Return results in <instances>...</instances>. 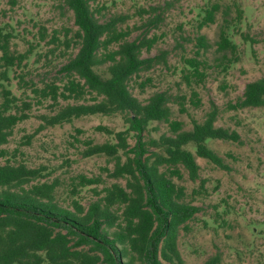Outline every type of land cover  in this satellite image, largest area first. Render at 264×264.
Segmentation results:
<instances>
[{
  "label": "trees",
  "instance_id": "16d2710c",
  "mask_svg": "<svg viewBox=\"0 0 264 264\" xmlns=\"http://www.w3.org/2000/svg\"><path fill=\"white\" fill-rule=\"evenodd\" d=\"M57 1L73 12L77 27L73 35L69 30L64 34L55 31L48 42L54 45L49 50L52 56L71 53L60 70L63 76L59 82L39 87L26 80L28 72L24 75L23 69L28 67L34 45L24 53L13 49V29L0 24V146L8 143L19 123L31 118L34 105L46 104L50 108V113L40 115L42 129L90 116L119 115L125 129L97 126L95 130L112 141L86 140L82 155L113 159L110 176L125 183L105 185L100 177L79 175L71 180L69 202L61 203L59 179L45 180L48 176L42 170L12 161L10 153L0 147V160H5L0 162V264H185L179 237L199 208L187 202L185 188L173 179L183 178V167L190 179L197 181L198 157L231 171L208 141L243 144L241 135L216 125V108L202 122L192 119L193 128L185 130L182 121L173 119L172 96L167 92H156L141 101L131 91L133 78L167 59L166 51L155 58L143 57L144 51L153 49L157 37L130 40L133 30L121 27L126 17L102 18L92 0ZM147 11L141 8L140 16L148 15ZM219 15V40L213 45L206 35L198 34L193 41L195 56L183 59L182 82L191 94L188 100L186 96L176 98L181 113L189 112L188 103L194 108L202 105L195 87L208 77L209 63L204 56L214 46L220 55L216 58L218 67L224 71L237 61L238 46L230 36L243 19V10L237 3L208 4L197 29L216 24ZM148 19L150 23L153 20ZM38 34L40 41H46L44 27ZM240 36L245 42H254L247 32H240ZM16 71H20V95L11 88V73ZM149 81L140 87L144 89ZM246 108H264V78L249 82L233 106L236 110ZM154 122L168 125L169 134L157 139L149 137ZM86 188L96 197L87 206L79 198ZM221 263L222 256L216 254L203 264Z\"/></svg>",
  "mask_w": 264,
  "mask_h": 264
},
{
  "label": "rangeland",
  "instance_id": "374dc122",
  "mask_svg": "<svg viewBox=\"0 0 264 264\" xmlns=\"http://www.w3.org/2000/svg\"><path fill=\"white\" fill-rule=\"evenodd\" d=\"M214 2L224 5L235 2L243 10L238 28L230 31L238 46L237 61L224 71L223 67H218L216 58L220 55L214 46L204 56L209 63L208 77L202 85L195 87L202 105L194 108L188 103L189 112L181 113L176 98L186 96L188 100L191 94L190 88L182 82L183 59L195 56L193 41L198 34L206 35L213 45L219 40L222 16H218L216 24L201 31L197 29L202 10ZM92 4L101 10L99 16L102 18L125 16L126 21L121 27L133 30L130 40L157 37L153 49L144 51V58H155L163 51L168 52L165 62H156L151 70L133 78L131 91L137 98L145 101L156 92H167L172 96L173 119L182 121L185 130L193 128L192 119L202 122L207 113L216 108L219 112L216 125L237 131L243 140V144L208 141L209 147L225 159L231 171H224L198 157L200 178L197 181H192L183 167V178L173 179L185 188L187 202L199 208L180 233L179 249L185 264H203L216 254L222 256L221 264H264V108L233 109L246 85L264 78V0H92ZM141 8L148 10V15L143 18L139 14ZM157 15L159 17L153 18ZM148 18L153 19L151 23ZM0 24L13 29L16 36L12 40L13 49L24 53L31 44L34 45L28 67L23 69L24 75L28 72L26 80H32L39 87L46 82L60 81L63 76L60 70L71 53L52 56L49 50L54 45L48 42L55 31L64 34L69 30L73 35L77 30L69 8L57 0H0ZM41 27L47 30L46 41H40ZM240 32L249 33L254 42H245ZM19 72L11 73V88L20 95L21 91L17 90ZM148 79L149 83L142 89L140 84ZM50 112L46 104L34 105L31 118L19 123L8 143L0 146L10 153L8 157H12V161L42 170L48 176L45 180L59 179L61 203L69 202L71 180L79 175L100 177L105 185L125 183L110 176L115 165L113 159L82 155L86 140L95 143L112 141L109 136L97 132V126L124 130L121 116H90L42 129L40 115ZM148 134L156 139L169 134L168 125L154 122ZM130 143L134 146L135 140L132 138ZM189 149L195 151L192 146ZM79 198L86 206L96 199L88 188Z\"/></svg>",
  "mask_w": 264,
  "mask_h": 264
}]
</instances>
